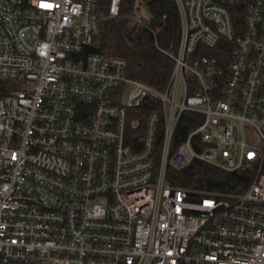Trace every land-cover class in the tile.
Returning a JSON list of instances; mask_svg holds the SVG:
<instances>
[{
	"label": "built area",
	"instance_id": "obj_1",
	"mask_svg": "<svg viewBox=\"0 0 264 264\" xmlns=\"http://www.w3.org/2000/svg\"><path fill=\"white\" fill-rule=\"evenodd\" d=\"M101 1L0 0V264H264V0H175L164 91L86 52ZM195 161L252 181H167Z\"/></svg>",
	"mask_w": 264,
	"mask_h": 264
},
{
	"label": "trees",
	"instance_id": "obj_2",
	"mask_svg": "<svg viewBox=\"0 0 264 264\" xmlns=\"http://www.w3.org/2000/svg\"><path fill=\"white\" fill-rule=\"evenodd\" d=\"M142 1L149 20L139 23L131 14L139 12L140 0H121L119 15L115 17L108 14L110 0H102L105 18L97 26L93 43L86 52L124 58L128 62L127 75L130 78L164 91L174 68L170 54L178 50L180 14L175 0ZM9 90L7 82L0 80V97ZM167 181L195 197L232 199L248 188L252 176L247 170L226 172L195 161L186 169L169 168Z\"/></svg>",
	"mask_w": 264,
	"mask_h": 264
},
{
	"label": "rangeland",
	"instance_id": "obj_3",
	"mask_svg": "<svg viewBox=\"0 0 264 264\" xmlns=\"http://www.w3.org/2000/svg\"><path fill=\"white\" fill-rule=\"evenodd\" d=\"M140 4H141V3L139 2V6H140ZM143 10H145V9H142V11H143ZM142 11H141V13H142Z\"/></svg>",
	"mask_w": 264,
	"mask_h": 264
}]
</instances>
